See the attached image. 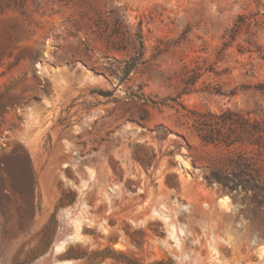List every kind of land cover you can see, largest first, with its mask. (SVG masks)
Returning <instances> with one entry per match:
<instances>
[{"label":"rangeland","instance_id":"rangeland-1","mask_svg":"<svg viewBox=\"0 0 264 264\" xmlns=\"http://www.w3.org/2000/svg\"><path fill=\"white\" fill-rule=\"evenodd\" d=\"M225 111L264 121V0H0V264H264V192L209 180L263 189L264 148L193 127Z\"/></svg>","mask_w":264,"mask_h":264},{"label":"trees","instance_id":"trees-1","mask_svg":"<svg viewBox=\"0 0 264 264\" xmlns=\"http://www.w3.org/2000/svg\"><path fill=\"white\" fill-rule=\"evenodd\" d=\"M114 20L118 23L115 24L114 22L113 31L116 34H120L118 43L122 44L126 38L128 26L125 24L124 15L120 13L116 14ZM144 47L143 35L139 29L134 36L135 56L131 57L130 61L126 62V74H129L138 61L144 57ZM193 114L195 116L193 119L194 130L200 140L205 144L229 148L235 146L236 144L244 143V136L248 135L247 141L250 144L264 148V121H255L250 123L248 119L231 111H225L221 114H214L210 112H196ZM250 173L251 172L247 166H245L244 169L233 171L232 176L230 177L222 176L219 172L213 171L209 176V180H216L222 184L230 185L231 188L242 186L246 189L264 192V188L262 189V187L256 183L255 178ZM64 200L65 196L61 197L60 204H63Z\"/></svg>","mask_w":264,"mask_h":264},{"label":"bare ground","instance_id":"bare-ground-1","mask_svg":"<svg viewBox=\"0 0 264 264\" xmlns=\"http://www.w3.org/2000/svg\"><path fill=\"white\" fill-rule=\"evenodd\" d=\"M226 199V198H225ZM69 213V212H68ZM74 220V219H73ZM72 220V221H73ZM76 220H78V219H76ZM79 221V220H78ZM75 222V221H74ZM79 222H81V220L79 221ZM78 222V224L80 225V223ZM76 223V222H75ZM75 223H73L72 222V224H75ZM78 225V226H79ZM72 230V229H71ZM76 230H78V228H76L75 229V231ZM71 233V232H70ZM77 234H79V232H77ZM77 234H76V236H77ZM75 235H72V234H70V235H68L67 233H66V235L64 236V237H61V238H58L57 240H55V243H54V245H53V248H52V253H59V252H62V251H64V249L66 248V246H67V244L71 241L72 242V240H74L75 239V237H76ZM80 236V235H79ZM176 237V236H175ZM80 237H78V239H79ZM78 239H76V240H78ZM81 240V239H80ZM51 255V254H50ZM46 261H47V259H46ZM43 262V261H42ZM37 263V262H36ZM36 263H34V264H36ZM41 263V262H40ZM44 263H45V261H44ZM57 264H72V262H70V261H64V262H60V263H57Z\"/></svg>","mask_w":264,"mask_h":264}]
</instances>
